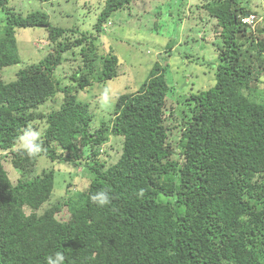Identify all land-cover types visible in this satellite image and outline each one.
I'll list each match as a JSON object with an SVG mask.
<instances>
[{
	"label": "trees",
	"instance_id": "obj_1",
	"mask_svg": "<svg viewBox=\"0 0 264 264\" xmlns=\"http://www.w3.org/2000/svg\"><path fill=\"white\" fill-rule=\"evenodd\" d=\"M133 1L105 0L95 34ZM8 2L0 0V264H44L56 252L65 264H264V101L256 98L252 64L264 70V27L240 21L250 14L240 0L201 7L215 20L220 45L213 86L189 96V115L180 122L181 163L169 161V64L155 63L136 92L116 97L113 119L92 130L89 103L77 95L116 78L118 59L96 54L93 33L53 26L40 11L22 16ZM37 27H45L50 51L4 82L2 70L20 63L16 29ZM74 48L83 65L63 87L57 69ZM58 94L62 102L40 112ZM36 120L47 124L41 156L88 174L83 191L40 215L54 172L13 184L3 163L8 158L23 171L36 159L14 149L21 129ZM107 135L122 145L110 165L99 158ZM174 166L177 181L165 177ZM101 189L112 197L103 207L89 199ZM63 211L66 218L57 219Z\"/></svg>",
	"mask_w": 264,
	"mask_h": 264
},
{
	"label": "rangeland",
	"instance_id": "obj_2",
	"mask_svg": "<svg viewBox=\"0 0 264 264\" xmlns=\"http://www.w3.org/2000/svg\"><path fill=\"white\" fill-rule=\"evenodd\" d=\"M104 2L105 0H9L7 7L22 16L40 11L47 15L48 22L53 26L93 33L95 38L91 40L94 47L92 49L96 54L101 57L111 55L118 59L116 78L106 83H92L77 95V100L89 103L92 130L97 129L101 123L108 124L114 117V105L107 112L98 110L96 106L104 86L111 90L115 98L134 93L155 63L161 66L169 64L167 77L170 94L164 108L169 129L168 143L172 149L169 161L181 163L180 122L189 115V96L210 88L215 82L216 46L220 45V39H216L213 32L215 20L201 8L207 0H135L124 10L115 13L112 20L104 24L101 34H95L96 18ZM240 2L250 14L260 19L253 29L256 30L257 26L263 28L264 0ZM0 16L3 17V14ZM15 35L20 63L2 70V80L6 83L15 80L20 69L41 61L51 48L45 27L16 29ZM77 37L78 35H73L71 41ZM168 49L173 51V56L167 57ZM72 51L63 55L64 60L57 69L63 87L71 84L70 75L79 64L83 65L74 58L80 48ZM252 64L258 77L256 98L264 101V70L255 61ZM62 99V95L58 94L54 101L42 106L40 112L56 108ZM36 122L33 123L34 126ZM121 147V139L107 135L105 148H102L104 151L99 158L106 165L113 164L120 156ZM14 149H17L16 146ZM3 163L13 184L19 180L32 179L43 171L54 172L53 193L37 211L39 215L51 206L61 204L78 191H83L88 181V174L82 166H74L68 161H52L46 156L36 158L23 171L12 169L8 158ZM177 168L178 166H174L173 171L165 177L177 181ZM26 213L29 214V211ZM61 218H66L65 211L58 214L57 219Z\"/></svg>",
	"mask_w": 264,
	"mask_h": 264
},
{
	"label": "clouds",
	"instance_id": "obj_3",
	"mask_svg": "<svg viewBox=\"0 0 264 264\" xmlns=\"http://www.w3.org/2000/svg\"><path fill=\"white\" fill-rule=\"evenodd\" d=\"M249 15H253V14H249ZM247 16H244L243 18ZM243 18H241L240 20L241 22ZM258 21H260V19L255 18L252 26L254 27V25H256ZM247 26L250 27V25ZM115 101H116L115 95L111 92V90L107 86H104L97 98L96 106L98 110L107 112L112 108ZM46 127H47L46 122L39 121L36 122L35 126L32 122H30L25 128L21 129V134L16 138L15 146L17 148V151L23 153L26 157L30 159L41 158V155L44 152L43 137L45 134L44 130ZM136 195L138 198L143 197L144 190L139 189ZM89 199L94 205L103 207L111 203L112 197L108 191L101 189L95 192L94 194H92L89 197ZM65 261H66L65 255L62 252H56L52 255H48L47 257H45L44 264H65Z\"/></svg>",
	"mask_w": 264,
	"mask_h": 264
},
{
	"label": "built area",
	"instance_id": "obj_4",
	"mask_svg": "<svg viewBox=\"0 0 264 264\" xmlns=\"http://www.w3.org/2000/svg\"><path fill=\"white\" fill-rule=\"evenodd\" d=\"M255 18L256 17L254 15H249V16L243 18L242 19V22L245 23V24H247V25L252 26L253 23H254Z\"/></svg>",
	"mask_w": 264,
	"mask_h": 264
}]
</instances>
